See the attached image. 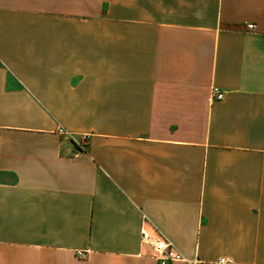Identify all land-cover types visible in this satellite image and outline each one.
I'll return each instance as SVG.
<instances>
[{"label": "crops", "instance_id": "1", "mask_svg": "<svg viewBox=\"0 0 264 264\" xmlns=\"http://www.w3.org/2000/svg\"><path fill=\"white\" fill-rule=\"evenodd\" d=\"M141 228L264 264V0H0V264H156Z\"/></svg>", "mask_w": 264, "mask_h": 264}, {"label": "built area", "instance_id": "2", "mask_svg": "<svg viewBox=\"0 0 264 264\" xmlns=\"http://www.w3.org/2000/svg\"><path fill=\"white\" fill-rule=\"evenodd\" d=\"M248 29H254L255 25L253 23L246 24ZM224 96V92L216 86L210 88L209 98L210 100H221ZM61 135L68 134V131L62 127L56 130ZM141 241L145 244H149L153 250V257L156 260V264H173L174 262L184 261L185 258L179 252V250L166 238L163 236H155L150 234L145 228L140 230ZM76 255L83 257L85 255L84 251H76ZM221 263L228 262L227 259L221 258Z\"/></svg>", "mask_w": 264, "mask_h": 264}]
</instances>
